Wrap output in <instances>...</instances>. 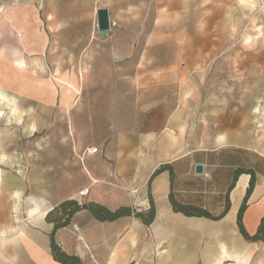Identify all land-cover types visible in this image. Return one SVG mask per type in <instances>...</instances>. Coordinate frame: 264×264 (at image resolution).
<instances>
[{
    "label": "rangeland",
    "instance_id": "374dc122",
    "mask_svg": "<svg viewBox=\"0 0 264 264\" xmlns=\"http://www.w3.org/2000/svg\"><path fill=\"white\" fill-rule=\"evenodd\" d=\"M98 8L116 23L106 35ZM19 11L30 15L21 30ZM147 86L155 95L122 104L172 100L176 121H194L197 138L219 124L237 139L254 128L264 152V0H0V223L14 217L19 195H59L63 177L75 184L77 145L115 124L116 89ZM228 242L229 255L214 251L212 264H264V243L239 253Z\"/></svg>",
    "mask_w": 264,
    "mask_h": 264
},
{
    "label": "crops",
    "instance_id": "0c3cea01",
    "mask_svg": "<svg viewBox=\"0 0 264 264\" xmlns=\"http://www.w3.org/2000/svg\"><path fill=\"white\" fill-rule=\"evenodd\" d=\"M18 16L21 30L28 22L21 17L30 15L19 11ZM48 16L53 19V12ZM24 45L31 47L27 41ZM116 90L115 124L102 122L103 135L77 145L76 183L69 187L61 176L59 195L18 196L14 217L0 223V264H63L53 255V223L46 215L68 199L122 209L119 216L102 220L83 208L54 231L60 250L78 257L80 264H198V254L212 264L208 257L220 254V244L230 253L228 240L236 241L239 253L252 244L255 252L264 243L258 238L264 216L262 137L251 128L237 139L234 126L219 124L212 134L197 138L194 121H176L172 100L145 105L136 99L131 109L122 104L127 96L155 95L156 88ZM253 100L250 111L255 114L261 104ZM91 147L97 151L90 152ZM197 163L203 173H195ZM176 204L201 208L210 217L186 215L174 209ZM215 226L220 231L210 230Z\"/></svg>",
    "mask_w": 264,
    "mask_h": 264
},
{
    "label": "trees",
    "instance_id": "16d2710c",
    "mask_svg": "<svg viewBox=\"0 0 264 264\" xmlns=\"http://www.w3.org/2000/svg\"><path fill=\"white\" fill-rule=\"evenodd\" d=\"M251 187H252V181H250L249 187L247 189V193L250 191ZM83 208L88 209L89 211L92 212V214H94V216L102 220L112 219L122 214L121 208L115 211H109L100 204L97 203L79 204L76 200L73 199L65 200L61 202L58 206L54 207L51 211H49L46 215V220L53 223V230L50 234V240H51L50 246L54 257L63 264H80V261L78 257L74 255H68L60 250V248L57 246L53 238L54 231L60 227L67 225L72 214ZM174 209L186 215L210 217L209 213H207L205 210L194 206L176 204L174 205ZM258 236H260L258 238L264 239V216L262 217L261 222L259 224ZM250 238L254 240L257 238V236Z\"/></svg>",
    "mask_w": 264,
    "mask_h": 264
},
{
    "label": "water",
    "instance_id": "95a60500",
    "mask_svg": "<svg viewBox=\"0 0 264 264\" xmlns=\"http://www.w3.org/2000/svg\"><path fill=\"white\" fill-rule=\"evenodd\" d=\"M96 17H97V28L98 33L100 35H106L109 29V15L108 10L106 8H98L96 9ZM194 171L197 174L203 173V165L197 163L194 165Z\"/></svg>",
    "mask_w": 264,
    "mask_h": 264
},
{
    "label": "bare ground",
    "instance_id": "6f19581e",
    "mask_svg": "<svg viewBox=\"0 0 264 264\" xmlns=\"http://www.w3.org/2000/svg\"><path fill=\"white\" fill-rule=\"evenodd\" d=\"M21 43L24 45L25 41L22 40ZM14 65L16 68L23 70L25 68V63L23 61V57L20 56L19 58L14 59ZM67 91H69V90H67ZM227 255H229V251L227 250V247L223 244H220V254L217 255V259H221L223 256H227ZM229 264H233V263H229Z\"/></svg>",
    "mask_w": 264,
    "mask_h": 264
},
{
    "label": "built area",
    "instance_id": "2783aa9c",
    "mask_svg": "<svg viewBox=\"0 0 264 264\" xmlns=\"http://www.w3.org/2000/svg\"><path fill=\"white\" fill-rule=\"evenodd\" d=\"M116 23L114 22V21H109V29L112 27V26H114ZM108 29V30H109ZM90 152H92V153H94V152H96L97 151V148L96 147H91L90 149ZM85 193H87V189H84V190H82V191H80V194L81 195H83V194H85ZM80 236H81V234H80V232L79 231H77V237H79L80 238Z\"/></svg>",
    "mask_w": 264,
    "mask_h": 264
}]
</instances>
